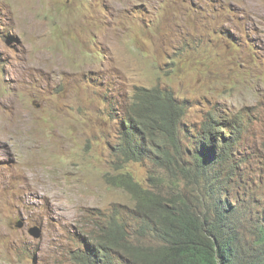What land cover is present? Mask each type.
I'll list each match as a JSON object with an SVG mask.
<instances>
[{
	"label": "rangeland",
	"instance_id": "obj_1",
	"mask_svg": "<svg viewBox=\"0 0 264 264\" xmlns=\"http://www.w3.org/2000/svg\"><path fill=\"white\" fill-rule=\"evenodd\" d=\"M154 86L187 100L195 125L240 114L242 149L264 154V0H0V264H68L78 226L113 209L136 233L133 198L105 181L120 163L104 93ZM121 171L168 192L153 162Z\"/></svg>",
	"mask_w": 264,
	"mask_h": 264
},
{
	"label": "trees",
	"instance_id": "obj_2",
	"mask_svg": "<svg viewBox=\"0 0 264 264\" xmlns=\"http://www.w3.org/2000/svg\"><path fill=\"white\" fill-rule=\"evenodd\" d=\"M114 104L120 116L114 144L120 167L105 181L131 195L138 227L131 231L123 214L111 210L107 220L73 234L68 263L264 264V154L242 149V120L218 107L195 125L186 120L189 102L158 86L135 87ZM251 159L258 162L255 173ZM143 161L167 170L161 180L168 188L165 196L121 171ZM254 178L255 187L240 190L241 195L232 192ZM181 183L198 191L197 201L179 192ZM228 197L233 202L227 203ZM242 204L248 205V218ZM135 234L145 246L133 243Z\"/></svg>",
	"mask_w": 264,
	"mask_h": 264
},
{
	"label": "clouds",
	"instance_id": "obj_3",
	"mask_svg": "<svg viewBox=\"0 0 264 264\" xmlns=\"http://www.w3.org/2000/svg\"><path fill=\"white\" fill-rule=\"evenodd\" d=\"M131 93L128 94V96H130ZM104 97H105V99H107L106 101L108 103V115H109V117L111 119L116 120V125H117V123H118V121L120 119L119 118L120 116H119L118 112L112 110V109H116V106H115L114 102H118L119 103L122 100V98H124L126 96L124 94H121V93H115L113 95H110V94H107V92H105L104 93ZM229 115H231V114L229 113ZM231 116L237 118L238 120H242L241 122L244 124L245 118L243 116H241L240 114H234V115H231ZM115 129H116V127H115ZM244 129H245L244 132L246 133L245 125H244ZM250 150H251L250 152H252L253 154H256V149L255 148H251ZM245 205H246V207L248 206L247 204H242V207H243V211L247 214V215L245 214L246 218H248L249 217V214H248L249 210L247 211L246 209H244ZM18 223H22V226H24V224H25L23 219H20L19 221H17L16 227H18ZM33 227H37V226H33ZM33 227H30L29 229H31ZM37 228H39V227H37ZM79 228H84V227L83 226H78L77 231L75 233H77L80 230ZM29 229H28V234H29ZM39 229L41 230V228H39ZM41 234H42V230H41ZM40 237H41V235H40ZM40 237H38V238H40ZM38 238H34V239H38Z\"/></svg>",
	"mask_w": 264,
	"mask_h": 264
},
{
	"label": "water",
	"instance_id": "obj_4",
	"mask_svg": "<svg viewBox=\"0 0 264 264\" xmlns=\"http://www.w3.org/2000/svg\"><path fill=\"white\" fill-rule=\"evenodd\" d=\"M21 226H22V223H18V227H21ZM29 234L34 238H38L41 235V230L37 227H33L29 229Z\"/></svg>",
	"mask_w": 264,
	"mask_h": 264
},
{
	"label": "bare ground",
	"instance_id": "obj_5",
	"mask_svg": "<svg viewBox=\"0 0 264 264\" xmlns=\"http://www.w3.org/2000/svg\"><path fill=\"white\" fill-rule=\"evenodd\" d=\"M164 171V170H163Z\"/></svg>",
	"mask_w": 264,
	"mask_h": 264
}]
</instances>
